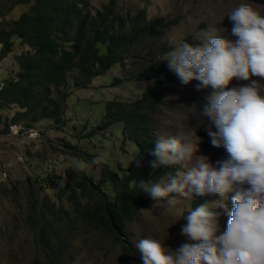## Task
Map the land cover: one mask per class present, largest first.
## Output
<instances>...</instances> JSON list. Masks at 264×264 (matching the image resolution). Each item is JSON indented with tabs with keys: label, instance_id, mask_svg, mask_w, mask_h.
<instances>
[{
	"label": "trees",
	"instance_id": "obj_1",
	"mask_svg": "<svg viewBox=\"0 0 264 264\" xmlns=\"http://www.w3.org/2000/svg\"><path fill=\"white\" fill-rule=\"evenodd\" d=\"M20 1L22 5L32 2L33 6L18 20L1 22L0 14V63L15 52L18 41L26 48L16 58V74L0 80V108L14 110L7 125H19L27 132L47 120L58 129L67 126L72 121L67 116L72 88L88 89L114 66L123 65L129 58L137 59L144 41L150 44L152 40H159L173 24L163 17L148 19L144 10L120 13L117 0H109L97 11H93L89 0ZM168 51L138 59L142 62L129 80L153 81L139 97L110 100L102 120L95 125L74 120L77 128L82 127L80 138L91 140L99 131L122 125L121 136L102 140L108 142L106 147L111 156L103 155L104 161L96 165L100 168L97 178L88 170L78 174L69 168L67 181L53 194L44 193L43 189L61 178L50 173L41 179L27 177L23 192L17 186L0 182V200H9L16 207L19 200L21 210L14 217L7 211L0 213L1 241L8 240L12 248L14 240L8 231H17L22 218L33 237L34 259L41 257L49 264H64L74 257L73 239L78 235V225L93 229L102 237L99 242L104 243V237L111 238L129 250L125 246L128 225L153 200L140 189L139 183L156 182L161 176L174 175L179 170L178 165L150 167V162L156 159L150 154L158 136L156 116L162 107L169 105L167 95L179 80L164 60ZM119 82L115 79L114 85ZM194 102L203 108L207 100L197 96ZM203 128L207 131V126ZM119 140L126 153L136 151L134 166L127 170L111 160L113 154H118L114 146ZM65 146L73 150L77 160L85 163L97 157L78 145L66 143ZM203 203H206L205 197L196 199L192 210ZM188 214H185L186 221Z\"/></svg>",
	"mask_w": 264,
	"mask_h": 264
},
{
	"label": "rangeland",
	"instance_id": "obj_2",
	"mask_svg": "<svg viewBox=\"0 0 264 264\" xmlns=\"http://www.w3.org/2000/svg\"><path fill=\"white\" fill-rule=\"evenodd\" d=\"M89 1L93 11L102 9L109 2V0ZM20 2V0H0L1 22L12 23L18 20L24 12L30 11L33 6L32 2L30 5L29 3L22 5ZM241 4H249L264 15V0H117L120 13L128 14L144 10L148 19L163 17L172 20L173 24L159 40H152L150 44L144 41L142 48H147H141L143 51L137 59L129 58L123 65L114 66L105 75L97 78L88 89L72 88L67 107V116H71L72 121L67 126L60 127L61 129H58L52 121L47 120L38 124V127L34 129L37 132L21 130L19 125L6 124L13 116L14 110L0 108V115L3 118V123L0 124V182L5 181L10 186H17L20 192H23L27 177L41 179L50 173L51 176L61 178L56 179L55 184L51 183L44 187V193L53 194L67 181L66 170L75 169L78 161L73 150L65 146L66 143L78 145L83 151H89L97 156L105 155L109 158L111 153L106 147L108 142L105 143L102 140L121 136L122 125L99 131L98 136L91 140L80 138L82 127L77 128L73 123L74 120L77 123L88 121L95 125L102 120L106 104L110 100H131L139 97L144 89L153 84V81L129 80V76L135 73L142 62L138 59H142L143 56L152 57L161 52L165 53L168 48L171 49L168 44L170 39L176 43L186 41L194 46H202L204 30L215 28L216 35H222L234 42L237 38L231 34L233 21L229 18V14ZM24 50L26 48L18 41L15 52L0 63V80H7L16 74L18 70L16 58ZM115 79L121 82L114 85ZM252 80H258L261 85H264L262 78L254 76ZM199 83L193 80L190 84L184 85L178 80L175 89L167 95L169 105L162 107L156 116L155 126L158 135H174L178 128L181 131H187L188 124L193 127L198 125L199 122L191 117L197 108L199 111H203V108H199L194 100L197 96L207 98L213 91L211 88L198 90ZM250 83L251 81L234 79L230 88ZM208 123L205 118L204 125L197 128V135L202 140L198 154L208 156L211 162L216 164L217 161L225 159L227 153L223 148L213 147L208 133L204 134L207 131L203 127L208 126ZM121 142L122 140H119L114 146L118 154H113L111 160L116 166L122 164L127 170L134 166L136 151L126 153ZM86 164H88L89 173L97 178L100 168L91 162ZM177 165L179 170H182V166ZM231 195L234 193L229 194ZM201 197L206 198V203L220 199L215 194L204 196L194 194L191 200L178 197L180 200L174 206H168L165 200L153 199L149 207L141 211L128 225L129 236L125 237V246L129 250L125 249L123 244L115 243L111 238L104 237V243L99 242L98 240L102 237L95 234L93 229L78 225L80 228L78 235L73 239L74 257L64 264H143L141 254L136 248V242L140 239L158 240L172 250L177 249L183 243H190L191 241H188L186 236L181 235V229L187 224L185 214L192 210L193 202ZM16 203L19 207V200ZM227 203L228 207L233 206L231 200ZM18 207L12 206L9 200H0V213L2 214L7 211L14 217L21 213ZM218 211L220 212V227L217 234L221 235L227 227L228 220L224 209H218ZM8 234L13 236V245L11 248L8 240H0V264H49L41 257L34 259L31 244L33 237L22 218L18 222L17 231H8Z\"/></svg>",
	"mask_w": 264,
	"mask_h": 264
},
{
	"label": "clouds",
	"instance_id": "obj_3",
	"mask_svg": "<svg viewBox=\"0 0 264 264\" xmlns=\"http://www.w3.org/2000/svg\"><path fill=\"white\" fill-rule=\"evenodd\" d=\"M229 18L234 42L216 35L215 28L204 30L202 46L168 41L171 50L164 60L180 82L188 85L196 80L198 90L213 91L203 111L197 108L191 117L199 122L197 126L188 124L187 131L178 128L174 135L155 139L150 154L156 159L150 167L179 164L182 170L156 182L139 183L152 199L165 200L168 206L176 205L178 197L191 200L194 194H215L220 199L189 211L181 235L190 243L172 250L155 239L138 240L143 264H264V85L252 80L264 79V15L241 4ZM234 79L251 83L230 88ZM205 118L211 145L227 153L216 164L198 154L202 140L197 128ZM104 159L99 155L91 163L99 165ZM87 168L84 161L76 162L78 174ZM218 209L227 212L228 220L221 235Z\"/></svg>",
	"mask_w": 264,
	"mask_h": 264
},
{
	"label": "built area",
	"instance_id": "obj_4",
	"mask_svg": "<svg viewBox=\"0 0 264 264\" xmlns=\"http://www.w3.org/2000/svg\"><path fill=\"white\" fill-rule=\"evenodd\" d=\"M21 129H23V127H21ZM29 132H33L34 133V132H37V131H35L34 129H31Z\"/></svg>",
	"mask_w": 264,
	"mask_h": 264
}]
</instances>
